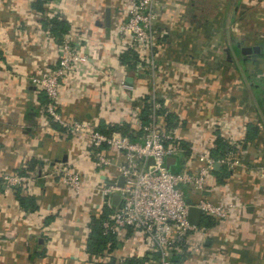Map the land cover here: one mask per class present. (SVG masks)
I'll return each mask as SVG.
<instances>
[{"label":"crops","instance_id":"obj_1","mask_svg":"<svg viewBox=\"0 0 264 264\" xmlns=\"http://www.w3.org/2000/svg\"><path fill=\"white\" fill-rule=\"evenodd\" d=\"M36 1L0 0V177L23 178L12 187L0 180V264L157 263L141 235L131 230L113 237V247L107 249L108 244L101 253L85 250L91 220L108 213L100 188L114 182L116 157L98 168L82 138L46 121L45 96L29 81L55 66L57 40L66 33L90 64L59 80L55 109L63 120L89 122L99 132L124 126L131 135L132 122L143 121L145 110L135 106L153 92L166 129L185 149L175 158L180 170L200 165L193 148L214 160L240 159L263 171L212 168L203 196L243 208L222 221L200 214L199 225L206 229L202 250L181 253V264H264V123L256 114L250 117L256 94L223 56L227 49L218 51L222 23L215 21L213 7L224 0H155L156 44L151 62L139 73L119 61L110 41L111 26L124 19L125 0H47L40 11ZM48 21L64 25L50 32L43 26ZM121 80L132 85L130 92L119 86ZM57 163L78 174L79 196L72 197L48 174ZM16 196L25 201L24 208ZM186 198L194 202L198 196L188 192Z\"/></svg>","mask_w":264,"mask_h":264},{"label":"built area","instance_id":"obj_2","mask_svg":"<svg viewBox=\"0 0 264 264\" xmlns=\"http://www.w3.org/2000/svg\"><path fill=\"white\" fill-rule=\"evenodd\" d=\"M124 19L111 26L110 41L117 53L130 52L128 57L134 73L146 69L152 59L155 47V0H125ZM88 56L81 53L78 43L70 33L63 35L57 43L55 66L29 81L44 94L45 118L48 123L57 124L70 136L80 137L94 156L99 167H107L113 161L115 180L111 185L100 188L102 206L108 213L99 221L103 236L118 237L123 230H131L141 235L146 248L155 254L156 264H171L170 254L202 250L206 229L192 225L187 220L188 208H198L200 214L213 221H222L234 211L243 208L233 202L212 203L203 193L214 163L232 168L237 161L233 158L212 159L206 154L190 148L193 159L201 162L194 170L184 169L172 172L166 169L165 159L181 156L185 149L177 138L165 127V119L160 116L159 105L154 93L147 100L138 101L135 108H145L143 121L136 119L131 125V137L119 131L99 132L89 122L63 120L56 112L58 83L72 69L89 65ZM110 77L109 70H97ZM126 92L132 85L119 81ZM140 112V111H139ZM110 153L111 156L109 155ZM116 157L114 160L109 161ZM119 159V160H117ZM48 174L56 177L61 185L72 193L80 194L81 179L65 163H57ZM122 178V186H116V178ZM0 180L7 187L23 181L16 175H2ZM188 192L198 196L197 200L185 203ZM119 196L117 204L110 208V196Z\"/></svg>","mask_w":264,"mask_h":264},{"label":"rangeland","instance_id":"obj_3","mask_svg":"<svg viewBox=\"0 0 264 264\" xmlns=\"http://www.w3.org/2000/svg\"><path fill=\"white\" fill-rule=\"evenodd\" d=\"M213 9L219 16L215 21L218 25L222 23L219 38L216 39V44L221 45L218 51L227 49L223 56L225 54L232 60V68L237 71L244 86L256 94L251 103L253 115L250 117L253 119L256 114L257 120L264 123V0H224ZM154 12L156 14V6ZM247 59L250 63L245 64ZM236 155L239 159L240 153L239 157ZM233 166L263 174L259 167H246L240 159ZM67 191L72 197L79 196Z\"/></svg>","mask_w":264,"mask_h":264},{"label":"trees","instance_id":"obj_4","mask_svg":"<svg viewBox=\"0 0 264 264\" xmlns=\"http://www.w3.org/2000/svg\"><path fill=\"white\" fill-rule=\"evenodd\" d=\"M47 1V0H37L34 4V8L37 10V11H40L41 10V6L42 4ZM52 22V21H51ZM51 22H46L45 24H43L44 27H46V25H48V31L50 32H54V26H59L60 29L59 31L61 30V26H62V22H57V24H53ZM64 25V24H63ZM60 40V39H59ZM59 40H57V42H59ZM130 52H123L120 56H119V61L120 62H123L125 64H127V67L128 69H131L132 66L130 64V59L128 57ZM112 130H118L120 131L122 134H126L128 130H126V127L124 126H113V128H111ZM110 130H108L109 132ZM128 135V134H127ZM130 138L131 135H128ZM224 153V149H221L219 148V155H222ZM170 171L172 172H178L180 169L178 166L176 165H172L170 168H169ZM16 199L19 203V205L24 208V200H22L21 198L17 197L16 196ZM28 202V201H27ZM31 209H33V207H31ZM108 211V210H106ZM103 217V216H102ZM102 218L100 217L99 219H92L91 220V225H90V232L88 234V238H87V241H86V246H85V250L88 254H98V253H101L106 245L109 244L108 248L107 249H110L113 247V243H114V238L112 235H106V236H103L101 235L100 233V227H99V221L101 220ZM183 255L180 254V253H174L172 252V254H170L169 256V260H170V263L171 264H181V259H182ZM153 260H156V256L153 255L152 257ZM144 260L147 261V258H144ZM132 261L131 260H128L127 263L128 264H132L131 263Z\"/></svg>","mask_w":264,"mask_h":264},{"label":"water","instance_id":"obj_5","mask_svg":"<svg viewBox=\"0 0 264 264\" xmlns=\"http://www.w3.org/2000/svg\"><path fill=\"white\" fill-rule=\"evenodd\" d=\"M104 18H105V20L108 18V12L107 11H105ZM175 161H176L175 158H166L165 159L166 169L169 170L170 166L175 164ZM217 167H218L217 163H214L212 166L213 169H216ZM116 186H118V187L122 186V178L121 177H118L117 182H116ZM118 199H119V196L117 194H112L110 196V208L111 209H113L114 206L117 204ZM185 203L189 204L190 203L189 199L186 198ZM187 220L192 225H198L200 222V211H199V209L190 206L188 208Z\"/></svg>","mask_w":264,"mask_h":264}]
</instances>
